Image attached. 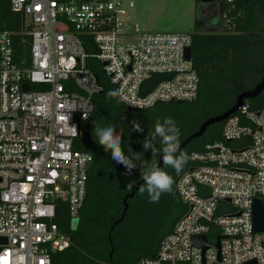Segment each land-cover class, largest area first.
<instances>
[{
	"label": "built area",
	"instance_id": "obj_1",
	"mask_svg": "<svg viewBox=\"0 0 264 264\" xmlns=\"http://www.w3.org/2000/svg\"><path fill=\"white\" fill-rule=\"evenodd\" d=\"M132 3L10 0L30 43L29 61L17 58L18 32L0 30V264H50L69 244L57 219L61 209L70 222L78 218L92 160L73 142L103 90L91 60L125 106L197 97L198 75L184 58L192 34L140 32L127 18ZM155 73L170 78L148 89ZM188 160L175 184L185 210L156 254L136 264H264V233L252 226L253 200L264 197V102L252 110L245 100L221 140Z\"/></svg>",
	"mask_w": 264,
	"mask_h": 264
},
{
	"label": "trees",
	"instance_id": "obj_2",
	"mask_svg": "<svg viewBox=\"0 0 264 264\" xmlns=\"http://www.w3.org/2000/svg\"><path fill=\"white\" fill-rule=\"evenodd\" d=\"M213 0H199V6ZM222 15L218 25L210 30L198 25L197 18L192 34L191 63L198 75L197 97L185 103L158 104L127 111L118 100L114 86L100 78L103 90L93 95L94 108L81 122L80 134L74 139L75 149L90 153L87 193L80 208L78 222L71 227L65 210L57 219L59 229L69 237V244L51 254L50 264H136L142 258L156 254L160 242L173 228L185 210V204L172 191L162 193L159 202L150 203L149 195L139 190L131 192L141 173L155 161L158 163L163 144L159 137L154 141L156 154L145 151L142 142L154 133L156 122L172 118L180 129V143L195 132L207 118L219 115L234 104L237 94L250 89L264 73V0H234L221 3ZM21 14L13 10L10 0H0V30L17 31L21 37L15 56L29 61L30 36L22 31ZM90 50V48L88 47ZM170 78L167 73H155L145 85L151 89L158 82ZM250 109L258 110L264 102V90L247 100ZM99 123L115 125L122 133V148L134 159L136 167L128 173L125 167L111 158L110 150L99 145L95 127ZM139 123L142 132L133 130ZM225 121L214 123L204 134L192 140L183 152H201L207 143L221 140ZM132 151H131V150ZM179 155V152L177 153ZM190 164L189 160L179 172L171 167L165 170L174 182ZM163 167V163L162 166ZM141 187L146 188L145 182ZM264 203V197L262 198Z\"/></svg>",
	"mask_w": 264,
	"mask_h": 264
},
{
	"label": "clouds",
	"instance_id": "obj_3",
	"mask_svg": "<svg viewBox=\"0 0 264 264\" xmlns=\"http://www.w3.org/2000/svg\"><path fill=\"white\" fill-rule=\"evenodd\" d=\"M109 95L114 96L116 93L110 92ZM74 130L76 129L74 128ZM133 130L142 132L143 128L139 123H134ZM94 131L95 135L98 137L99 145H101L105 151L110 150L112 160L117 164L123 165L127 172L131 173L136 167L134 159H139L141 154L134 153V157L131 158L124 154L122 148L123 141L121 138L122 133L118 134L115 125L111 123L105 126H101L97 123ZM157 137L161 139L164 145L162 148L163 167L153 161L150 166L141 173L146 188L141 187L139 189L141 195L147 191L150 203L159 202L162 193L172 191L174 180L165 169L171 167L179 172L188 161V155L180 150V129L172 118H165L163 122L158 120L155 125L154 133L150 134L149 137L142 142L143 149L145 151L151 149L153 156L156 154L154 141ZM178 152L179 155H177ZM141 264H151V262L145 260L141 261Z\"/></svg>",
	"mask_w": 264,
	"mask_h": 264
},
{
	"label": "rangeland",
	"instance_id": "obj_4",
	"mask_svg": "<svg viewBox=\"0 0 264 264\" xmlns=\"http://www.w3.org/2000/svg\"><path fill=\"white\" fill-rule=\"evenodd\" d=\"M199 0H133L127 8V18L140 32H186L193 33L196 24V10ZM218 16L209 19L210 24L218 22ZM97 74L107 80L99 61H90Z\"/></svg>",
	"mask_w": 264,
	"mask_h": 264
},
{
	"label": "water",
	"instance_id": "obj_5",
	"mask_svg": "<svg viewBox=\"0 0 264 264\" xmlns=\"http://www.w3.org/2000/svg\"><path fill=\"white\" fill-rule=\"evenodd\" d=\"M206 1V0H204ZM23 20V17H22ZM20 39L18 37L14 38L13 40V49L16 50L17 45L19 43ZM191 53H192V47L187 46L184 51V58L185 60H191ZM23 88L26 90L27 84L23 85ZM264 90V73L261 77V79L254 85V87L250 89H245L240 91L236 99L234 101V104L229 107L226 111L219 115L211 116L207 118L205 121L201 123L199 128L188 135L185 139H183L180 143V150H183L186 145H188L192 140L195 138H198L204 134L208 126L214 124V123H219L225 121L227 118H229L232 114L237 112L239 107L242 106L243 102L248 99H253L257 97L262 91ZM187 102L186 100H177V99H171L166 102H161L158 101L156 102V105L158 104H169V105H176V104H181ZM127 111H139L140 109L134 108L132 106H126ZM80 130V129H79ZM158 164L162 166V153L159 156L158 159ZM192 170V168H190ZM144 183L143 179H140L136 184L132 185L131 187V192L125 197V208L127 207L126 199L128 197H132L134 195V192L136 190H139L141 188V184ZM176 184V181L174 182ZM174 194L177 195V191H174ZM228 201V199H226ZM56 216L58 215L59 212V207L56 206ZM78 222V218H74L71 220V227L75 228ZM252 226H253V231L254 232H263L264 233V203L260 198H255L253 200V206H252ZM1 240V238H0ZM196 245L200 246L203 250L207 248L209 245L205 241L204 237H195L193 241ZM217 249H219V244L217 243L215 245Z\"/></svg>",
	"mask_w": 264,
	"mask_h": 264
},
{
	"label": "flooded vegetation",
	"instance_id": "obj_6",
	"mask_svg": "<svg viewBox=\"0 0 264 264\" xmlns=\"http://www.w3.org/2000/svg\"><path fill=\"white\" fill-rule=\"evenodd\" d=\"M221 2L218 1H211L210 3H207L206 5L199 6L196 10V18L199 26H202L203 28L210 30L215 28L219 21L220 16L222 15V8L220 7ZM212 16H218V22L215 25L210 24L209 19Z\"/></svg>",
	"mask_w": 264,
	"mask_h": 264
}]
</instances>
